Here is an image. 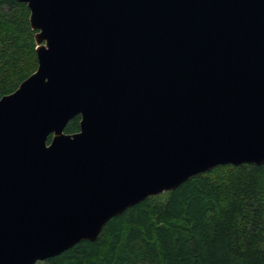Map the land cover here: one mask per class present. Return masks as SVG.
I'll return each instance as SVG.
<instances>
[{
  "label": "water",
  "instance_id": "water-1",
  "mask_svg": "<svg viewBox=\"0 0 264 264\" xmlns=\"http://www.w3.org/2000/svg\"><path fill=\"white\" fill-rule=\"evenodd\" d=\"M16 1L38 64L0 98V264L95 241L216 166L264 164V0Z\"/></svg>",
  "mask_w": 264,
  "mask_h": 264
},
{
  "label": "trees",
  "instance_id": "trees-1",
  "mask_svg": "<svg viewBox=\"0 0 264 264\" xmlns=\"http://www.w3.org/2000/svg\"><path fill=\"white\" fill-rule=\"evenodd\" d=\"M29 15L25 3L0 0V98L37 68ZM37 264H264V164L216 166L111 218L95 241Z\"/></svg>",
  "mask_w": 264,
  "mask_h": 264
}]
</instances>
